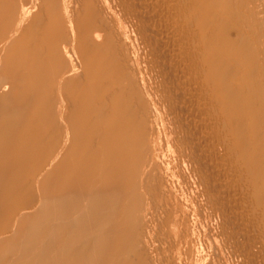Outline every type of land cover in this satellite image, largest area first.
Masks as SVG:
<instances>
[{"label":"bare ground","instance_id":"1","mask_svg":"<svg viewBox=\"0 0 264 264\" xmlns=\"http://www.w3.org/2000/svg\"><path fill=\"white\" fill-rule=\"evenodd\" d=\"M0 264H264V0H0Z\"/></svg>","mask_w":264,"mask_h":264}]
</instances>
